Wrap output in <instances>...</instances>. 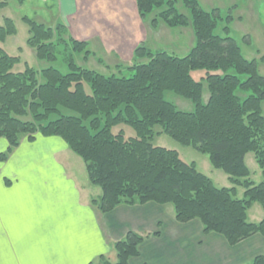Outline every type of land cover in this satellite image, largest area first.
<instances>
[{"label": "trees", "instance_id": "obj_1", "mask_svg": "<svg viewBox=\"0 0 264 264\" xmlns=\"http://www.w3.org/2000/svg\"><path fill=\"white\" fill-rule=\"evenodd\" d=\"M7 4L0 1V9ZM135 4L151 27H189L194 40L188 51L179 56L138 44L130 65L118 66L117 73H100L76 62L74 54L86 59L93 52L63 22L45 25L23 16L29 27L26 43L35 56L48 62L59 56L67 71L52 65L37 70L25 62L23 71L14 72L21 58L8 54L1 43L16 29L10 18H3L0 138L8 147L0 161L22 137L33 141L36 135L57 136L83 160L90 184L101 189L100 197L92 200L101 213L121 204H170L177 222L197 219L203 232L220 234L231 246L255 234L264 238V75L232 36V15H224L218 6L205 9L199 0ZM260 59L264 61V55ZM199 70L204 73L197 80L192 72ZM167 91L188 100L191 109H179L165 98ZM122 125L134 135H126ZM162 133L206 154L214 168L227 174L231 186L217 187L176 150L154 145V137ZM247 153L260 169L258 182L250 178ZM254 203L263 211L257 222L247 217ZM145 238L128 231L113 243L114 262L100 257L88 264H130ZM249 264H264V256L256 255Z\"/></svg>", "mask_w": 264, "mask_h": 264}, {"label": "crops", "instance_id": "obj_2", "mask_svg": "<svg viewBox=\"0 0 264 264\" xmlns=\"http://www.w3.org/2000/svg\"><path fill=\"white\" fill-rule=\"evenodd\" d=\"M83 1L57 0L56 13L64 24L69 23L71 33L76 31L72 21L79 23L84 8H89L90 0L88 4ZM253 1L250 15L258 0L254 5ZM102 6L99 21L107 28L110 24L103 14L117 15L125 2L106 0ZM86 14L89 20L84 22L90 27L94 13ZM92 30L106 32L101 25ZM130 37L136 40L137 35ZM119 47L122 38L116 43ZM7 147V141L0 138V153ZM69 150L57 136L36 135L33 141L22 137L7 159L0 161V264H88L99 262L100 257L114 262L113 243L128 231L146 236L130 264H249L256 255L264 256L261 235L231 246L222 235L203 232L197 219L177 222L170 204H121L101 213L92 203L101 189L89 191L88 182H78L71 159L65 157Z\"/></svg>", "mask_w": 264, "mask_h": 264}, {"label": "rangeland", "instance_id": "obj_3", "mask_svg": "<svg viewBox=\"0 0 264 264\" xmlns=\"http://www.w3.org/2000/svg\"><path fill=\"white\" fill-rule=\"evenodd\" d=\"M93 1L94 0H90L89 8H84V15L79 18L81 21L79 23L72 21L71 23V27H74L76 30L75 32L78 33H71V29L69 30L67 27L69 23L65 24L69 33L74 38L84 40L87 36L85 41L88 42V47L93 52V55L83 59L82 55L74 54L76 62L87 68L105 74L117 73L118 66L124 68L133 62V51L136 46H131L130 44H135V42L138 41L139 43H137V45L144 44L152 50L162 49L179 56H183L193 44L194 39L189 27L169 28L161 23L157 24L155 27H151L149 25V18L143 20L139 17L134 0H122V2H125V6L123 10L117 11V15L110 14L106 11V13L103 14V20L106 23L108 21L110 25L106 26L107 28H104L105 26L99 21L102 14H99L98 10H103L102 5L106 0H96L92 5L91 3ZM199 1L205 9L218 6L221 8L224 15L228 11L230 12L233 17L230 23L232 36L240 44L242 52L246 58L256 59L258 72L261 75H264V61H261L260 59L261 56L264 55V0H258L256 2L253 9V15H250L252 12L250 6L253 0ZM83 2L88 4V0ZM254 3L255 0L253 1V5ZM117 5L118 4H114L113 6ZM57 10V0H24L21 4L16 0H8L7 6L0 9V24L3 23V18L7 17L13 21L16 29L15 34L7 36L4 42L1 43V47L8 54L20 56L21 58V61L13 66L12 70L14 72L23 71L25 62L37 70L52 65L58 67L62 72L67 71V67L64 64H60L61 58L59 56L58 61L56 62L39 60L35 56L34 50L26 43L29 27L22 20L23 16H27L31 19L42 22L45 25H54L57 22H62L56 13ZM182 11H185V9H182ZM91 12L94 13L91 15L94 17V22L92 23L93 25L87 27V23L85 24L84 21L87 20L89 16H87L86 13L92 14ZM118 18L120 19V22H118ZM100 25L106 30V32L102 30L100 33L102 35L97 34L96 31L92 30V28H97V26L99 28ZM109 26H111V28H108ZM85 30L87 31L85 32ZM139 30L140 32L137 33L136 31ZM132 33L137 35L136 40L130 37ZM120 38H122V48L119 47L116 49V43ZM192 73L193 77L198 80L204 71L199 70L193 71ZM165 98L172 101L181 110L191 109V103L188 100H185L172 92H165ZM203 98L205 101L207 100L206 88L204 89ZM122 127L125 129L126 135H134V132L130 127L126 125H122ZM159 129L158 126H155V130ZM152 142L154 145L176 150L183 161L186 163L193 162L196 165L197 170L208 176L217 187L231 186L227 174L220 169L214 168L209 162L206 154L195 150L191 146L182 145L164 133L155 136ZM65 157L71 159L72 165L70 166L71 168L76 169V171L72 170V172L74 171L73 174L78 178L77 180L81 185H86L88 182L87 185H90L91 188H89V191H95L94 189L100 191L99 187H95L88 181L84 162L79 156L69 150V153H66ZM245 163L251 172L250 178L254 182L260 181V169L257 166L252 153L246 154ZM242 192V188H237L238 197H241ZM259 216H263V211L259 204L254 203L248 210V221L257 222L260 218Z\"/></svg>", "mask_w": 264, "mask_h": 264}]
</instances>
